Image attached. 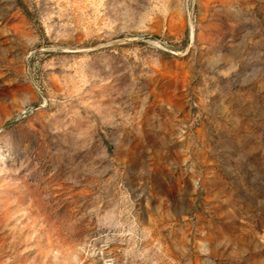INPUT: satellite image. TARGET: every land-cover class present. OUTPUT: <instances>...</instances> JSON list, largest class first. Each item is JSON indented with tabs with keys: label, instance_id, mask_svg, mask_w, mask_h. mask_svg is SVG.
<instances>
[{
	"label": "rangeland",
	"instance_id": "rangeland-1",
	"mask_svg": "<svg viewBox=\"0 0 264 264\" xmlns=\"http://www.w3.org/2000/svg\"><path fill=\"white\" fill-rule=\"evenodd\" d=\"M0 264H264V0H0Z\"/></svg>",
	"mask_w": 264,
	"mask_h": 264
}]
</instances>
